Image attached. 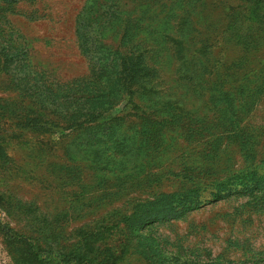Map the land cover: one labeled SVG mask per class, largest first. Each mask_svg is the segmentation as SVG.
I'll use <instances>...</instances> for the list:
<instances>
[{
    "label": "rangeland",
    "instance_id": "obj_1",
    "mask_svg": "<svg viewBox=\"0 0 264 264\" xmlns=\"http://www.w3.org/2000/svg\"><path fill=\"white\" fill-rule=\"evenodd\" d=\"M176 1L129 6L136 19L121 49L153 66L143 85L103 118L48 136L26 130L16 106L40 109V74L89 73L75 32L85 0L2 4V29L15 26L0 48L26 42L31 56L15 71L0 59V264L25 254L4 228L30 218L55 263L264 264V5ZM176 15L188 21L182 35L157 24ZM172 194L186 198L172 206Z\"/></svg>",
    "mask_w": 264,
    "mask_h": 264
},
{
    "label": "trees",
    "instance_id": "obj_2",
    "mask_svg": "<svg viewBox=\"0 0 264 264\" xmlns=\"http://www.w3.org/2000/svg\"><path fill=\"white\" fill-rule=\"evenodd\" d=\"M260 1L264 5V0ZM173 2L177 3L176 0ZM4 3L6 6L18 4L19 0H0L1 9L4 8L2 5ZM132 4L134 0H85L77 15L75 32L80 53L88 59L89 73L82 77L68 79L58 76L50 78L40 74L37 81L41 82L40 86L44 92L35 94L36 91H34L31 94V98L36 97L33 99L41 102L40 109H37V104H27L23 100L16 106L25 112L26 130L28 127L34 132L48 136L58 130L62 133L71 130L75 126H80L84 120H99L118 104L122 93L134 91V87L142 86V81L154 73L153 66L145 62L144 54L134 52L130 46L121 49L128 35L125 36L124 31L127 28L131 31L136 19L132 17L133 12L129 9ZM16 15L22 16L19 12H13L11 16ZM0 18H3V21H0V32L3 31L6 35V32H11L15 25L9 18L7 23L11 22V27L4 30L2 29L4 15L0 14ZM176 18L174 20L173 16L170 19L159 17L157 24L159 27L164 24L163 30L171 26L170 31L174 29L182 35L186 31L188 21L184 18L181 24L177 15ZM119 24L124 25L120 31L116 28ZM17 33L18 38L21 39L23 34L19 31ZM118 35L122 37L119 38L117 45L109 42V38L112 41ZM9 48H12L14 52ZM4 56L6 59L1 61L4 70L15 71L19 66L27 65L31 50L27 48L26 42L22 44L16 40H12V43L5 41L4 46L0 48V59ZM15 85L12 84L14 88ZM21 85L17 84L18 87ZM34 86L35 84L31 87ZM28 89L32 90L29 86ZM26 121H28L27 124ZM31 123L33 125H29ZM250 185L252 183L247 182L242 189L246 190ZM212 197L214 200L221 199V192L213 193ZM185 198L183 194H172L163 200L174 206ZM197 205L198 203L189 208L192 209ZM164 213L167 215L169 210ZM4 231L6 238L9 235L8 241L12 242L11 244L24 248L25 254L15 258L17 264H76L75 262L79 261L78 258L73 257L67 261L55 263L52 257L53 250L51 246H48L50 244L43 243L39 237L44 230L42 224L36 220L30 218L28 224L20 230L7 226Z\"/></svg>",
    "mask_w": 264,
    "mask_h": 264
}]
</instances>
